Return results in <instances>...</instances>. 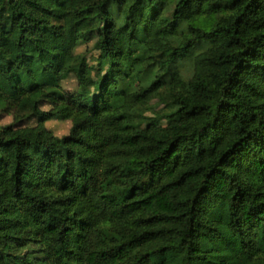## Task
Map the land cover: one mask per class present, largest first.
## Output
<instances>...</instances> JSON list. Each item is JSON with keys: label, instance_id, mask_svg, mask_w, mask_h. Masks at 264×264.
<instances>
[{"label": "trees", "instance_id": "16d2710c", "mask_svg": "<svg viewBox=\"0 0 264 264\" xmlns=\"http://www.w3.org/2000/svg\"><path fill=\"white\" fill-rule=\"evenodd\" d=\"M0 67V264H87L92 236L108 264H264V0H0ZM104 164L118 215L77 183Z\"/></svg>", "mask_w": 264, "mask_h": 264}, {"label": "rangeland", "instance_id": "374dc122", "mask_svg": "<svg viewBox=\"0 0 264 264\" xmlns=\"http://www.w3.org/2000/svg\"><path fill=\"white\" fill-rule=\"evenodd\" d=\"M87 52V57L93 59L97 56L98 52L92 49V44L80 45L77 48V53ZM188 69V68H186ZM63 89L65 92H71L75 89V81L72 77L63 82ZM0 89L4 93H9V86L4 76V69L0 67ZM171 102V98L168 94H162L160 97L154 99L148 107L143 111V117L146 120L143 122V127L147 128L154 123L156 114L159 110L165 107V104ZM11 122L10 117H4L1 121L2 125L9 124ZM165 125V122H160ZM47 128L56 136H63L68 132L70 122L67 121H50L46 124ZM188 156L194 162H201L203 156L193 151L188 153ZM113 175V171L108 164L102 165L98 170L86 172L77 179L78 186L86 188L93 198L98 199L105 207L107 213L111 215H118L120 212L125 211L128 204L116 206L112 203H108L100 194H98V183L104 179H107ZM196 178H190L184 180L181 183L168 187L165 190L159 189L157 186H153L147 191L142 193V199L144 205L154 208L161 212L171 213L181 210V200L187 199L190 196V186L195 182ZM127 233V232H123ZM114 260L111 252H102L99 249V240L96 236H92L90 239L86 261L87 264H108ZM144 264H151L145 262Z\"/></svg>", "mask_w": 264, "mask_h": 264}]
</instances>
